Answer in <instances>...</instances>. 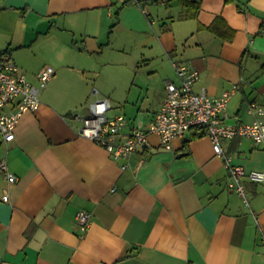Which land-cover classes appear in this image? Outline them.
Instances as JSON below:
<instances>
[{"label": "crops", "instance_id": "1", "mask_svg": "<svg viewBox=\"0 0 264 264\" xmlns=\"http://www.w3.org/2000/svg\"><path fill=\"white\" fill-rule=\"evenodd\" d=\"M181 11L179 0H0V53L34 84L44 66L56 70L14 139L0 133V264H264V181L244 180L246 204L210 136L192 129L167 149L154 132L126 160L79 133L77 116L98 98L128 117L126 133L152 129L167 82L180 81L173 60L199 71L195 92L237 88L226 122L256 118L264 0H201L191 19ZM218 17L232 40L208 29ZM223 147L233 164L264 171L263 145L237 137ZM80 209L93 213L84 234Z\"/></svg>", "mask_w": 264, "mask_h": 264}, {"label": "built area", "instance_id": "2", "mask_svg": "<svg viewBox=\"0 0 264 264\" xmlns=\"http://www.w3.org/2000/svg\"><path fill=\"white\" fill-rule=\"evenodd\" d=\"M173 66L180 81L167 82L166 94L153 120L152 129L133 127L126 133L128 117L123 113L110 115L109 111L113 108L111 100L98 98L90 103L88 114L83 117L77 116L83 121L79 133L105 147L115 158L122 157L127 160L139 147L149 144L151 133H157L161 144L171 149L175 138H182L190 130L199 128L210 136L217 155L225 160L228 168V188L240 194L246 204H249L244 180L249 178L264 181V171L248 170L244 166L233 164L223 147V141L248 137L256 144L264 146V104L258 102L250 104V112L256 115L252 122L228 123L226 122L228 104L237 88L235 87L233 91L227 90L217 97L209 95L205 88L201 92H195L193 86L199 78V71L185 62L176 60H173ZM55 72L53 66H44L38 73L39 84H34L20 71L11 53L8 51L0 53V133L5 141L14 139L15 128L24 113L39 109L41 90L47 86ZM1 167L9 181L14 182L17 179L5 163ZM8 196L5 194L3 199L8 200ZM75 218L84 234L92 223L93 213L87 209H80Z\"/></svg>", "mask_w": 264, "mask_h": 264}, {"label": "trees", "instance_id": "3", "mask_svg": "<svg viewBox=\"0 0 264 264\" xmlns=\"http://www.w3.org/2000/svg\"><path fill=\"white\" fill-rule=\"evenodd\" d=\"M182 5V11L179 14V19H191L197 18L198 13L201 7V0H179ZM208 29L221 37L224 40H232L235 35V30L230 27L227 22L222 17H218L212 22ZM196 132L194 136H202L205 135V131L200 130L199 128L194 129Z\"/></svg>", "mask_w": 264, "mask_h": 264}]
</instances>
